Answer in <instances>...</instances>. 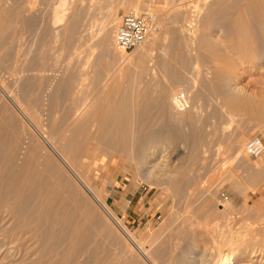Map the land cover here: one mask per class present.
Masks as SVG:
<instances>
[{
  "label": "rangeland",
  "instance_id": "1",
  "mask_svg": "<svg viewBox=\"0 0 264 264\" xmlns=\"http://www.w3.org/2000/svg\"><path fill=\"white\" fill-rule=\"evenodd\" d=\"M256 1L134 0L150 33L119 64L113 32L129 0H64L57 21V0H0V195L18 186L5 174L32 186L0 206V264H221L219 252L264 264V149L243 148L251 136L264 145V57L241 56L242 35L264 29ZM47 184L54 205L35 211Z\"/></svg>",
  "mask_w": 264,
  "mask_h": 264
},
{
  "label": "bare ground",
  "instance_id": "2",
  "mask_svg": "<svg viewBox=\"0 0 264 264\" xmlns=\"http://www.w3.org/2000/svg\"><path fill=\"white\" fill-rule=\"evenodd\" d=\"M136 2H137V0H135ZM231 1V0H230ZM242 1H244V0H242ZM248 2H249V0H247ZM261 1V0H260ZM136 2H134V0H132V1H130L129 0V2H128V6H130L132 9H133V11L135 10V9H137V8H139L138 6H137V3ZM233 2V1H232ZM247 2V3H248ZM251 2H252V0H251ZM256 2H258V0L256 1ZM255 2V3H256ZM63 3H65L64 2V0H57V4H55V8H53L54 10H52V14H53V17H54V20H60L61 19V17H60V13H61V6H62V4ZM139 3V2H138ZM215 3V2H214ZM247 3H245V4H247ZM254 3V2H253ZM242 4H244V2L242 3ZM252 4V3H251ZM257 4V3H256ZM262 4V3H261ZM255 5V4H254ZM253 5V6H254ZM221 6V5H220ZM243 6H246V5H243ZM258 6H259V4H258ZM257 6V7H258ZM233 7V6H232ZM249 7V5L247 6V8ZM262 7H264L263 6V4H262ZM243 8V7H242ZM241 8V9H242ZM252 8V7H251ZM254 8V7H253ZM256 8V7H255ZM260 8V7H259ZM208 9V8H207ZM250 9V8H249ZM264 9V8H263ZM229 10V9H228ZM247 10V9H246ZM240 11V10H239ZM242 11V10H241ZM244 11V10H243ZM242 11V12H243ZM210 12V11H209ZM254 12V11H253ZM262 12L264 13V11L262 10ZM238 13V12H237ZM240 13V12H239ZM260 13V12H259ZM114 14V13H113ZM261 14V13H260ZM206 15V14H205ZM240 15V14H239ZM243 15V14H242ZM258 15V14H257ZM111 16V15H110ZM262 16V22L264 21V15H261ZM52 17V18H53ZM241 17V16H240ZM244 17V16H243ZM242 17V18H243ZM115 18V17H114ZM236 18H237V16H236ZM255 18V17H254ZM258 18V17H257ZM256 18V19H257ZM261 18V17H260ZM110 20H111V18H110ZM115 20V19H114ZM232 20V19H231ZM238 20H239V17H238ZM237 20V21H238ZM243 21V20H242ZM260 21V20H259ZM246 22H248V21H246ZM239 24V23H238ZM4 25V24H3ZM237 25V24H236ZM255 26H254V28H253V31H247V32H245L243 35H242V41L244 42V44L246 45V46H244V45H242V46H244V47H246V49H247V51L245 52V53H243V54H241V56L242 55H244L243 57H246V58H248V60H249V62L250 61H253L254 63H256V62H258V61H260V59L262 58V57H264V29H260V28H258L257 27V25H256V23L254 24ZM238 26V25H237ZM241 26H242V24H241ZM2 29H3V26L2 25H0V32L2 31ZM197 31V30H196ZM3 32V31H2ZM236 32V31H235ZM249 33L251 34L250 36H249ZM1 34V33H0ZM108 34V33H107ZM152 35H154V34H152ZM156 35V34H155ZM155 35L154 36H152L150 39H152V42H153V40H155L154 38H155ZM1 36H3V34L1 35ZM148 38V37H147ZM146 38V39H147ZM156 39H157V37H156ZM239 40V39H238ZM145 41V40H144ZM143 41V42H144ZM251 41H252V43H251ZM113 42V41H112ZM142 42V43H143ZM110 43V42H109ZM142 43H140L139 45H137V46H135V47H139ZM195 44V43H194ZM143 45H145V44H143ZM231 45V44H230ZM195 46V45H194ZM142 47V46H141ZM145 48V47H144ZM234 47H232V49H233ZM240 48H241V44H240ZM135 49H141V48H135ZM224 49V48H223ZM237 49V48H236ZM242 49H244V48H242ZM240 50L241 52H243V50ZM256 51H255V50ZM151 50H152V48H150V50H148V48H147V50H145L144 52H145V54L144 55H146L147 56V58L144 60V64H145V67L147 68V70L150 72V73H153V71H154V69H155V64H154V61H153V59H152V53H151ZM234 50V49H233ZM252 50H254V51H252ZM125 50H121V52H119L120 53V57H121V61H120V63L119 64H122V63H124V62H126V61H128V60H130L131 58V56H129L128 54H126V52H124ZM134 51H137V50H134ZM141 51V50H140ZM143 51V50H142ZM251 52V53H250ZM140 53V52H139ZM196 53V52H195ZM194 53V54H195ZM218 53V52H217ZM199 54V53H198ZM252 54L253 55H255V58L257 59H255L253 56H252ZM217 55V54H216ZM215 55V56H216ZM227 55V54H226ZM223 56H225V55H223ZM223 56H221V57H223ZM253 58H252V57ZM221 57H220V60H221ZM225 58V57H224ZM235 58V57H234ZM236 59V58H235ZM251 59V60H250ZM227 61V60H226ZM236 61V60H235ZM223 62V61H222ZM239 62V61H238ZM241 62V61H240ZM199 63V62H198ZM142 64V63H141ZM143 64V65H144ZM230 64V63H229ZM126 65V64H125ZM223 65V64H222ZM126 67V66H125ZM142 68V67H141ZM224 68H226V67H224ZM121 69V68H120ZM127 69V68H126ZM219 69V68H218ZM128 70V69H127ZM146 69H145V71H147ZM227 71V70H226ZM148 72V73H149ZM153 75V74H152ZM235 80V79H234ZM192 81V80H191ZM122 128H123V137L121 138L122 139V141H123V143H124V150L125 151H127L126 149L128 148V151L127 152H129V149H131L130 148V146L132 147V141L134 140V138H133V135H132V131H131V129L130 128H124L123 126L121 127V130H122ZM134 142V141H133ZM52 144V146H53V148H54V150H55V152H57V154L61 157V160L62 161H64L68 166H69V169L71 170V172H72V175L74 176H72L73 178H75V180L81 185V187L82 188H84V190L91 196V197H93V199L95 200V201H98V203L99 202H104V201H102L103 199H101L100 197H99V195H98V193H96L95 194V192L94 191H92L91 190V188H90V184H89V182L86 180V179H84L80 174H79V172L76 170V168L75 167H73V165H71L68 161H67V159L65 158V156H63V154L61 153V152H59V150L56 148V146H55V144H53V143H51ZM240 144V143H239ZM94 146H95V144H93L92 145V148H90V150L91 149H93L94 148ZM240 146H242V145H240ZM244 152H245V144H244ZM91 152H92V150H91ZM130 152H131V150H130ZM246 153V152H245ZM107 160V159H106ZM108 160H110V159H108ZM108 162V161H107ZM106 164V163H105ZM108 164V163H107ZM6 170V169H5ZM10 171H8V169H7V173H9ZM2 173H3V171H2ZM25 173H26V171H25ZM30 173V172H29ZM147 173V172H146ZM12 174V173H11ZM11 174H9V175H7V174H3L4 176H6L7 177V179L8 180H10V181H14L19 187L22 185V182H21V184L19 185L18 183L20 182H18L17 180H16V177L19 179V177L17 176V175H11ZM21 174H23V173H20V175ZM11 175V176H10ZM27 176V175H26ZM21 177H22V175H21ZM23 177H25V176H23ZM22 177V178H23ZM26 178V177H25ZM28 179V178H27ZM31 179V178H30ZM30 179H28V181L30 180ZM19 180H21L22 181V179H19ZM23 181H24V179H23ZM25 182L26 183H28L26 180H25ZM30 182V181H29ZM76 182V183H77ZM49 183V182H48ZM23 184H25L24 182H23ZM29 184H31V182L29 183ZM102 185V184H101ZM18 186H17V189L15 190V192H14V194H13V196H10V197H7V196H5V197H3L2 196V194L0 195V206L2 205L3 206V208H4V206H6V205H11L12 203H14L15 202V200L16 201H18L19 203H24L23 201H21V199L22 198H24L23 197V188L24 187H26L25 189H27V188H29L30 187V185H23L24 187H22L21 189H19L18 190ZM32 187V186H31ZM30 187V188H31ZM41 187V186H40ZM43 187V186H42ZM93 187V186H92ZM24 189V190H25ZM40 190H41V188H40ZM53 190V189H52ZM48 191H49V194H52V193H50L51 192V189H49V184H47V185H44V187H43V189L39 192V190H38V192L39 193H37V195H35V203L33 202V205H32V201L33 200H31V206H29L30 208H32V209H35V211H37V210H39V211H47L48 209L47 208H49V207H51V206H53L54 205V203L52 204L51 202H52V200L50 199V195L49 194H47L48 193ZM25 192V191H24ZM61 192V191H60ZM23 194V195H22ZM25 196V195H24ZM54 196V195H53ZM62 196V195H61ZM14 200V201H13ZM12 201V202H11ZM11 202V203H10ZM7 203H10V204H7ZM52 204V205H51ZM1 206V207H2ZM104 206V205H103ZM0 207V208H1ZM105 208V207H104ZM5 209V208H4ZM27 210V209H26ZM206 210V209H205ZM29 212H31V214L33 213V210H31L30 211V209H29ZM107 212V211H106ZM9 213V212H8ZM26 213V212H25ZM22 214H24V213H22ZM27 214H29L28 213V210H27ZM27 214L25 215V217H27ZM30 214V215H31ZM108 214H109V216L111 217V219H112V221H114L115 222V225L118 227V229H120V231L125 235V236H127L128 238H130L131 240H133V238L131 237V235L129 234V232H128V230H127V228H125L124 226H123V224H122V222H121V220H120V218L118 217V216H114V215H112L109 211H108ZM202 215V214H201ZM228 215H230V214H228ZM218 216V215H217ZM204 217V216H203ZM223 217H224V215H223ZM195 218V217H194ZM206 218H207V216H206ZM191 219V218H190ZM229 220V219H228ZM212 222H214V221H212ZM227 222V221H226ZM234 222V221H233ZM216 223V222H215ZM215 223H214V225H215ZM223 223V222H222ZM225 224V223H224ZM199 225H200V223H199ZM221 225V224H220ZM231 225V224H230ZM198 226V225H197ZM202 226V225H201ZM222 226V225H221ZM228 226V225H227ZM216 227V226H215ZM204 228V227H203ZM212 228V227H211ZM214 228V227H213ZM217 228V227H216ZM222 228V227H221ZM223 228H225V227H223ZM202 229V228H201ZM205 229H207V228H205ZM215 229V228H214ZM213 229V230H214ZM219 229V228H218ZM223 230V229H222ZM230 230V229H229ZM188 231V230H187ZM211 231V230H210ZM215 231V230H214ZM220 231V233H221V230H219ZM228 231V230H227ZM226 231V232H227ZM240 231V230H239ZM200 233V232H199ZM207 233V232H206ZM218 233V232H217ZM222 233H223V231H222ZM203 234V233H202ZM205 234V233H204ZM215 234V233H214ZM227 234V233H226ZM223 235V234H222ZM221 235V237L223 238H225L226 236H222ZM5 237V236H4ZM8 237V236H7ZM22 237V236H21ZM201 237V236H200ZM216 238V237H215ZM215 238H213V240L215 239ZM218 238V237H217ZM221 238V239H222ZM223 238V239H224ZM20 239V238H19ZM68 239H70V240H73L71 237H69ZM230 238L229 237H227L226 238V241H224V243L228 246V245H231L230 243H229V240ZM18 240V239H17ZM225 240V239H224ZM25 241H26V238H25ZM125 241H127V240H125ZM134 241V240H133ZM215 241V240H214ZM239 241V240H238ZM135 242V241H134ZM137 242V241H136ZM202 242V241H201ZM220 242H221V240H220ZM193 243V242H192ZM223 243V242H222ZM138 245V244H137ZM197 246V245H196ZM225 246V245H224ZM246 246L247 245H244L243 246V249H247L246 248ZM14 247H17V246H14ZM69 247L70 246H68V249H69ZM138 247H140L139 245H138ZM21 248V247H20ZM20 248H16L17 250V252H18V249L20 250ZM67 248V247H66ZM71 248V247H70ZM189 248V247H188ZM8 249V248H7ZM230 249V248H229ZM9 250H11V248L9 249ZM13 250V249H12ZM15 250V249H14ZM13 250V251H14ZM8 251V250H7ZM15 251V252H16ZM229 251V250H228ZM236 251H237V249H236ZM20 252V251H19ZM113 252V251H112ZM255 252V251H254ZM13 253V252H12ZM21 253V252H20ZM235 253V252H234ZM16 254H18V253H16ZM16 254H15V256H16ZM30 255V254H29ZM202 255V254H201ZM206 255V253L204 254V256ZM224 255H226V254H221L220 252H219V254L217 255V257H218V261H219V263H223V264H225L224 262H226V261H229V258H227L226 256H224ZM148 256V255H147ZM20 257V256H19ZM106 257V256H105ZM145 257V256H144ZM195 256H193L192 258H194ZM207 257V256H206ZM216 257V258H217ZM153 258V257H152ZM196 258H198V257H196ZM65 259H67V258H65ZM64 259V260H65ZM97 259V258H96ZM199 259V258H198ZM207 259V258H206ZM209 259V258H208ZM21 260V258H19V261ZM101 260V259H100ZM147 260V259H146ZM187 260V259H186ZM214 260V259H213ZM13 261H15V260H13ZM17 261H18V259H17ZM97 261V260H96ZM111 261V260H110ZM148 261V260H147ZM193 261V260H192ZM202 261H204V260H202ZM208 261V260H207ZM93 262V261H92ZM113 262V261H112ZM152 262V261H151ZM162 262V261H161ZM20 263V262H19ZM94 263H96L97 264V262H94ZM185 263V262H184ZM200 263V262H199ZM203 263V262H202ZM201 263V264H202ZM15 264H18V262H16ZM98 264H99V262H98ZM103 264V263H102ZM105 264H111V262H107V263H105ZM155 264V263H154ZM192 264V263H191ZM205 264V263H204ZM213 264V263H212ZM227 264V263H226ZM233 264V263H232Z\"/></svg>",
  "mask_w": 264,
  "mask_h": 264
},
{
  "label": "built area",
  "instance_id": "3",
  "mask_svg": "<svg viewBox=\"0 0 264 264\" xmlns=\"http://www.w3.org/2000/svg\"><path fill=\"white\" fill-rule=\"evenodd\" d=\"M149 33V17L145 13L127 11L120 16L115 26L113 44L119 50H128L146 40ZM173 104L176 108H184L187 105L184 93H176L173 96ZM263 149V142L258 136H251L245 142V152L248 157L260 156Z\"/></svg>",
  "mask_w": 264,
  "mask_h": 264
}]
</instances>
